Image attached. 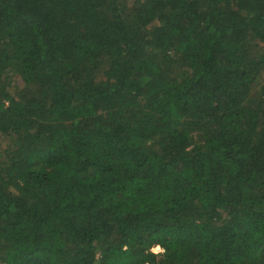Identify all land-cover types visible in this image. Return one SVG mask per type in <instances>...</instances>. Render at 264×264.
I'll use <instances>...</instances> for the list:
<instances>
[{
	"label": "trees",
	"instance_id": "obj_1",
	"mask_svg": "<svg viewBox=\"0 0 264 264\" xmlns=\"http://www.w3.org/2000/svg\"><path fill=\"white\" fill-rule=\"evenodd\" d=\"M262 74L264 0H0V264H264Z\"/></svg>",
	"mask_w": 264,
	"mask_h": 264
},
{
	"label": "rangeland",
	"instance_id": "obj_2",
	"mask_svg": "<svg viewBox=\"0 0 264 264\" xmlns=\"http://www.w3.org/2000/svg\"><path fill=\"white\" fill-rule=\"evenodd\" d=\"M260 82H264V74L261 75Z\"/></svg>",
	"mask_w": 264,
	"mask_h": 264
},
{
	"label": "clouds",
	"instance_id": "obj_3",
	"mask_svg": "<svg viewBox=\"0 0 264 264\" xmlns=\"http://www.w3.org/2000/svg\"><path fill=\"white\" fill-rule=\"evenodd\" d=\"M158 250H159V248H158Z\"/></svg>",
	"mask_w": 264,
	"mask_h": 264
}]
</instances>
